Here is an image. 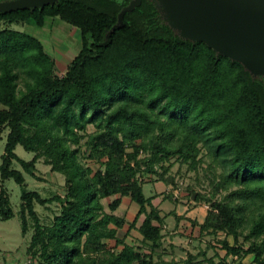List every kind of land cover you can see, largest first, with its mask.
Here are the masks:
<instances>
[{"label":"trees","instance_id":"trees-1","mask_svg":"<svg viewBox=\"0 0 264 264\" xmlns=\"http://www.w3.org/2000/svg\"><path fill=\"white\" fill-rule=\"evenodd\" d=\"M129 2L58 0L0 13V131L7 130L0 221L19 212L21 235L32 227L28 264H177L156 258L166 216L142 188L153 181L173 185L171 166L165 164L177 156L195 168L201 145L222 168L215 191L237 187L224 203L212 204L218 213L207 211L201 233L224 232L234 239L232 245L221 241L225 257L252 256L253 264H264V78L251 77L241 64L202 42L180 38L151 0L125 13L123 27L112 32ZM52 19L81 34L82 49L62 77H56L55 59L39 39L12 28H42ZM88 126L92 133L87 134ZM18 146L33 155L31 160L15 153ZM84 160L95 162L97 170ZM40 161L63 177V198H45L26 188L23 173L39 179ZM144 173L155 179L141 178ZM9 181L20 186L17 212ZM113 197L107 213L102 201ZM124 197L138 207L128 231L144 217L137 245L124 242L127 234L118 236L126 222L115 212ZM200 198L197 193L194 201ZM53 202L58 212L44 224L37 207ZM242 232L246 249L236 245ZM107 241L122 250L114 251ZM202 256L215 264L206 253ZM196 259L189 255L184 264Z\"/></svg>","mask_w":264,"mask_h":264},{"label":"rangeland","instance_id":"rangeland-1","mask_svg":"<svg viewBox=\"0 0 264 264\" xmlns=\"http://www.w3.org/2000/svg\"><path fill=\"white\" fill-rule=\"evenodd\" d=\"M12 28L39 39L44 45L45 50L53 56L54 59L57 58V51H63L65 48L64 46H66L67 43L72 45V49H74L75 53H77L82 46L80 32L76 28L69 26L59 19L48 20L42 28L34 25L13 26ZM61 42H63V44ZM68 59L69 62L72 61L71 57ZM65 62L67 64V61ZM64 67V63L58 66V69L55 71L56 77L63 76L64 73L61 72L65 70ZM0 109H2L1 105ZM93 131L94 128L92 126H88L87 134L92 133ZM6 133L7 130L0 131V164L2 163L1 157L4 153ZM85 140L86 137L84 136L80 144H83ZM84 148L85 147H83L79 153L80 158L83 157L82 152H84ZM197 148L199 150L196 157L195 168H190L188 164H181L177 160V156L171 158L164 167H168V165L171 166L168 176L174 178L173 189L186 194L190 193L189 189L195 191L193 195L199 193L201 198L199 199L200 201L197 202V206L204 208L208 212L211 211L213 213H218V209L212 207V204L224 203L228 194L235 191L237 187H231L226 190L220 188L215 191V185L219 181L222 168L219 165V162L214 160L207 148L201 147V145H198ZM15 153L25 161L31 160L33 156L31 153L25 152L20 146L16 148ZM144 156L145 154L141 155V157ZM84 162L92 167L94 171L97 170L98 165L95 162L90 160H84ZM14 166H16V168H20L16 163ZM36 167L37 169L35 171V175L39 179L23 173L25 176L26 188L30 191L41 193L45 198H50L53 195L63 198V177L60 174L51 173L49 167L46 166L43 161L38 162ZM156 168L158 172L161 173V168H158V166ZM139 176L144 179H155L152 178L150 174L145 173ZM6 187L10 195L11 206L13 210L17 212L20 204V186L15 184L13 181H9L6 184ZM152 189L153 186L150 183L144 184V195L146 197H150ZM193 195L186 196L187 200L184 199L186 200L185 205L189 203ZM113 199L114 197L102 201L107 213H109L107 205ZM180 199L183 200L181 197ZM162 208H165V205H162ZM260 208L261 211H264V204L261 205ZM58 209L59 206L57 202L47 204L45 207H37L38 215L44 224H49L52 221L53 217L58 212ZM18 214L19 212H17V216L13 219L0 221V264H28L30 260L29 255H26V248L29 245L32 227H29L28 233L25 236L21 235L20 219H18ZM119 216L123 217V215ZM167 222L170 230H166L164 237L170 238L172 236L175 238L173 240L170 239V242H167V239L162 241L161 248L166 252V254H164L166 260L173 259L180 261L179 264H183L186 261V257L192 255L197 256L194 264H206L207 262H205V257L202 256V253H206L207 258H212L215 264H219V261L222 259L225 260L226 264H253L252 256H246L242 260L231 256L225 257V250L221 248L220 243L221 241L226 240L227 243L232 245L234 243V239L232 236L226 237L224 232L219 231L216 234H201L199 230H197L194 234H190L188 236L189 226L179 228L175 227L174 221L171 223V221L168 220ZM138 224H140V222ZM176 231H178V233H176ZM179 231L182 232V235H180ZM133 233L134 236H137L135 232ZM170 233L172 235H170ZM183 233H187L188 237ZM245 234L246 232H242V234L238 236V243L236 245L242 246L246 249L249 246V242L245 240ZM189 240H191V242H189Z\"/></svg>","mask_w":264,"mask_h":264},{"label":"water","instance_id":"water-1","mask_svg":"<svg viewBox=\"0 0 264 264\" xmlns=\"http://www.w3.org/2000/svg\"><path fill=\"white\" fill-rule=\"evenodd\" d=\"M163 22L180 38L202 42L217 55L237 62L253 78H264V0H151ZM58 0H9L0 2V13L43 8ZM130 0L118 14L139 7ZM195 195H193V198Z\"/></svg>","mask_w":264,"mask_h":264},{"label":"crops","instance_id":"crops-1","mask_svg":"<svg viewBox=\"0 0 264 264\" xmlns=\"http://www.w3.org/2000/svg\"><path fill=\"white\" fill-rule=\"evenodd\" d=\"M61 43L63 44V42H61ZM64 47L65 48L63 51H60V52L57 51V53H56V55H57V58L55 59L56 69H58L59 65H62V63H64L65 64L64 69L66 70L67 66L72 62V61L69 62L68 58L71 57L73 60L74 57L78 54V52L82 49V46H81L80 47L81 49L77 53H75L74 49H72V45L70 43H67V45ZM65 61H67V64ZM65 70L61 73H64ZM150 184L153 186L151 196H150V197H154L152 200V205L155 208H157V210H159L161 217L166 216V218L164 220L163 230H162L163 238L161 240V244H162V241H164L165 239L168 240L167 242H170V239L173 240L175 238L172 236L170 238L164 237V234H166V230L170 228L168 226V222H167L168 220H170L171 223L174 221L175 227L185 228V227L189 226L188 236L190 234H194L197 230H199V232L201 233L199 227L204 222L207 211L204 208L197 206V202L194 201L193 197L189 201V203H187V205H185L186 200H187V198H186L187 194L182 193L179 190L173 189L172 184L166 185L160 181L150 182ZM168 196H171L172 199H169ZM180 197L183 200H181ZM146 198H149V197H146ZM184 199H186V200H184ZM162 205H165V208H162ZM137 213H138V207L131 202L129 197H124L122 199V203H121L120 207L115 212V215L118 217H121L119 215H123V217H121V218H123L126 222L124 227L118 231V236H119V238L120 237L122 238L124 235L127 234L126 238L124 239V242L126 244H129V245H131V244L137 245L142 241V236L138 233L137 228H139L140 225L142 224L143 219H144L143 216H141L137 222V224L139 222H140V224H138V225L136 224L135 229H132L130 232L128 231V226H129V224H131L134 221ZM192 221L195 222L196 224L195 225L191 224ZM133 232H135L137 234V236H134ZM179 232H180V235H182L181 234L182 232L181 231H179ZM176 233H178V231H176ZM183 234L185 236H187V233H183ZM170 235H172V234L170 233ZM176 237H179V236H176ZM183 239H184V237H183ZM189 242H191V240H189ZM106 243H108L109 247L111 246L113 248V250L116 252L122 250V248H123L122 245H118L117 247L114 248V246H115L114 241H107ZM161 244H160L159 249H157L155 252L156 258H158V256H160L161 260H163L164 262H167V263L168 262H174V263L179 264L180 261L173 260V259H171V260L165 259L164 254H166V252L162 250ZM187 257H186V259H187ZM206 258H207V256H206ZM207 259H209V258H207Z\"/></svg>","mask_w":264,"mask_h":264}]
</instances>
